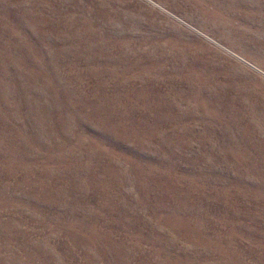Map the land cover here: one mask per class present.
<instances>
[{
	"label": "rangeland",
	"instance_id": "obj_1",
	"mask_svg": "<svg viewBox=\"0 0 264 264\" xmlns=\"http://www.w3.org/2000/svg\"><path fill=\"white\" fill-rule=\"evenodd\" d=\"M0 264H264V0H0Z\"/></svg>",
	"mask_w": 264,
	"mask_h": 264
}]
</instances>
